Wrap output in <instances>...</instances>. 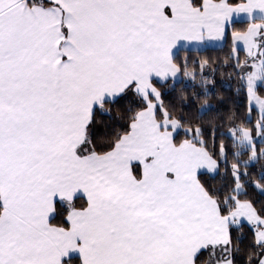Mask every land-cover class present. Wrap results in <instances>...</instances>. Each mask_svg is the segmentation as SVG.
Returning <instances> with one entry per match:
<instances>
[{
    "label": "snow or ice",
    "instance_id": "6c2138e0",
    "mask_svg": "<svg viewBox=\"0 0 264 264\" xmlns=\"http://www.w3.org/2000/svg\"><path fill=\"white\" fill-rule=\"evenodd\" d=\"M0 264H264V0H0Z\"/></svg>",
    "mask_w": 264,
    "mask_h": 264
}]
</instances>
